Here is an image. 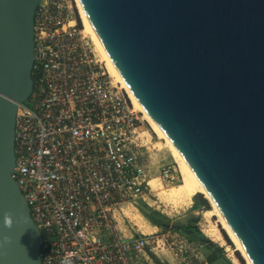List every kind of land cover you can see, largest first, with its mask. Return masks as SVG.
I'll return each mask as SVG.
<instances>
[{
  "label": "water",
  "instance_id": "water-1",
  "mask_svg": "<svg viewBox=\"0 0 264 264\" xmlns=\"http://www.w3.org/2000/svg\"><path fill=\"white\" fill-rule=\"evenodd\" d=\"M117 71L264 264V0H79ZM42 0H0V264H42L12 172ZM198 205L208 207L202 194Z\"/></svg>",
  "mask_w": 264,
  "mask_h": 264
},
{
  "label": "built area",
  "instance_id": "built-area-1",
  "mask_svg": "<svg viewBox=\"0 0 264 264\" xmlns=\"http://www.w3.org/2000/svg\"><path fill=\"white\" fill-rule=\"evenodd\" d=\"M75 0H42L34 23V92L16 120L12 172L38 229L42 264H211L180 231L128 237L117 215L152 189L139 113L79 24ZM164 167L160 180L177 181Z\"/></svg>",
  "mask_w": 264,
  "mask_h": 264
},
{
  "label": "rangeland",
  "instance_id": "rangeland-1",
  "mask_svg": "<svg viewBox=\"0 0 264 264\" xmlns=\"http://www.w3.org/2000/svg\"><path fill=\"white\" fill-rule=\"evenodd\" d=\"M81 23L82 29L85 30L82 19ZM87 35L91 37L89 33H87ZM101 59H103L102 56ZM137 112L139 113V119L141 121V128L139 129V131L144 132V135L147 137V146L142 148V160L147 166L150 180H157V182H159L165 189H171L172 187L181 184L183 182V178L180 172L179 164L172 156L169 147L166 145L163 139L159 138L155 134L148 121L146 120L144 114L139 110H137ZM168 166L173 167L177 172V181L174 183H166L160 180L163 168ZM199 196L200 194L194 196L192 202L187 207L180 208L173 202H163V200H161L159 196L156 195L152 188L145 193L144 199L140 200L137 205L126 204L122 206V210L119 211L117 215L120 228L125 235H130L131 233H145L155 234L160 237L162 235L168 234L169 231L175 230H165L163 228L155 226L154 224H152V222L149 221L146 215H152L157 220H163L165 223H168L170 225H186L188 223H191L199 229L202 235H204L209 241L214 243L213 246H210L205 243L206 240L202 235H198L199 238L195 237L197 238L195 241L201 243L202 245L204 244V253L206 257H210L214 252H217L219 260L214 264H247L241 254L237 252L236 246L235 248H232L230 245H228L225 236L230 241L231 239L221 227V224L219 223V217L214 216L213 222L217 226L219 234L221 235H219L220 240H213L212 238H209L205 235L204 227L206 225V222L204 213L208 210H211L212 206L211 204L208 207L199 206L197 204V198ZM138 217L143 222V226L147 228V231L144 232L140 230L137 224L140 221L139 219H137ZM158 253L162 257V262L157 261V264H169L168 262L170 260L175 261V256L172 252L163 253L161 251H158ZM235 258L237 259V261L235 260Z\"/></svg>",
  "mask_w": 264,
  "mask_h": 264
},
{
  "label": "bare ground",
  "instance_id": "bare-ground-1",
  "mask_svg": "<svg viewBox=\"0 0 264 264\" xmlns=\"http://www.w3.org/2000/svg\"><path fill=\"white\" fill-rule=\"evenodd\" d=\"M75 1L78 5L79 13H80L81 19L83 21L85 31L91 35L98 51L100 52V54L103 58V61L106 65L108 72L112 75L113 78L116 79V81L121 83L122 88L126 91L128 96L130 97L132 103L134 104V107L144 114V116H145L146 120L148 121L149 125L151 126L152 130L155 132V134L159 138H161L165 141L166 145L169 147V149L172 153V156L175 158V160L179 164V168H180V172H181V175L183 178V182L177 186L172 187L171 189H165L164 187H162V185L159 182H157V180H152L151 186L153 188V191L156 193L157 196H159V198L161 200H163V202L164 201L173 202L180 208L187 207L192 202V199L194 196H196L197 194H202L204 197H206L209 200V202L212 206L211 210H208L204 213V218H205V222H206V225L204 227L205 235L209 238H212L213 240L219 239V235H220L219 230L213 222L214 216L219 217V223L221 224V227L227 233V235L229 236L231 241L235 244L237 252H239L241 254V256L245 259L247 264H253L251 262V260L249 259L248 255L246 254V252L244 251L240 240L238 239V237L236 236L234 231L231 229V227L229 226L227 221L224 219L222 214L219 212V210L217 209V207L215 205V202L209 196V194L207 193V191L205 190L204 186L199 181V179L197 178L195 173L192 171L190 166L180 156V154L178 153V151L174 147L173 143L169 139L168 135L164 131L161 124L157 120L152 118L144 110V108L137 101V99L134 97V95L132 94V92L128 88L127 84L125 83V81L123 80V78L121 77L119 72L117 71L114 63L112 62V60H111L110 56L108 55L106 49L104 48L103 44L101 43V41H100L98 35L96 34L93 26L91 25L89 19L85 15L80 1L79 0H75ZM137 219L140 220L139 223H137L140 230H142L144 232L147 231V228L143 226V222L141 221V219L139 217ZM148 232H149V230H148ZM235 260L237 261L236 258H235Z\"/></svg>",
  "mask_w": 264,
  "mask_h": 264
},
{
  "label": "trees",
  "instance_id": "trees-1",
  "mask_svg": "<svg viewBox=\"0 0 264 264\" xmlns=\"http://www.w3.org/2000/svg\"><path fill=\"white\" fill-rule=\"evenodd\" d=\"M79 24H80V27H82L81 19H79ZM197 204H198V202H197ZM146 217L155 226L163 228L165 230L173 229L175 231H180V232L184 233L185 235H187L193 241H195L197 238H199L198 235H202V233H200L199 229L196 226L192 225L191 223L190 224L188 223L186 225H170L168 223H165L163 220H157L152 215H146ZM202 236L206 240L205 243H207L210 246L214 245V243L209 241L204 235H202ZM195 237H197V238H195ZM225 239L227 240L228 245H230L232 248H235V244L232 241H230L226 236H225ZM208 260L211 264L216 263L219 260V256H218L217 252H214L210 257H208ZM242 262H243V260H242Z\"/></svg>",
  "mask_w": 264,
  "mask_h": 264
},
{
  "label": "crops",
  "instance_id": "crops-1",
  "mask_svg": "<svg viewBox=\"0 0 264 264\" xmlns=\"http://www.w3.org/2000/svg\"><path fill=\"white\" fill-rule=\"evenodd\" d=\"M126 236H128V237H131V236H134V234L133 233H131L130 235H126ZM201 244V243H200ZM202 245V244H201ZM204 245V244H203ZM170 263H175L173 260H170L169 261Z\"/></svg>",
  "mask_w": 264,
  "mask_h": 264
}]
</instances>
